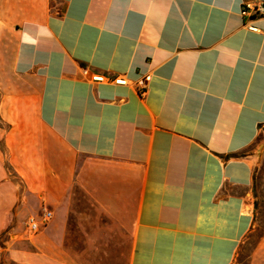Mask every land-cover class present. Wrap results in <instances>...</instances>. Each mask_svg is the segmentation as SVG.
<instances>
[{
  "label": "crops",
  "instance_id": "obj_1",
  "mask_svg": "<svg viewBox=\"0 0 264 264\" xmlns=\"http://www.w3.org/2000/svg\"><path fill=\"white\" fill-rule=\"evenodd\" d=\"M244 1L0 0V264L234 263L264 142Z\"/></svg>",
  "mask_w": 264,
  "mask_h": 264
},
{
  "label": "rangeland",
  "instance_id": "obj_2",
  "mask_svg": "<svg viewBox=\"0 0 264 264\" xmlns=\"http://www.w3.org/2000/svg\"><path fill=\"white\" fill-rule=\"evenodd\" d=\"M262 168L258 180V192L254 210V220L248 234L240 242L238 254L233 264H264V157L262 158ZM24 227L16 232L22 236ZM9 235H5V241H12ZM19 242L34 241H22ZM17 243V242H15Z\"/></svg>",
  "mask_w": 264,
  "mask_h": 264
},
{
  "label": "built area",
  "instance_id": "obj_3",
  "mask_svg": "<svg viewBox=\"0 0 264 264\" xmlns=\"http://www.w3.org/2000/svg\"><path fill=\"white\" fill-rule=\"evenodd\" d=\"M242 15L247 17L250 21L263 18L264 19V0H245L242 3ZM248 30L257 32L258 28L254 25H248ZM93 80L96 82H112L115 85L127 86L131 82L123 75L108 76L95 75ZM53 219V212L47 209L39 217L30 216L24 222V237L27 240L35 239L40 233L41 229L47 226Z\"/></svg>",
  "mask_w": 264,
  "mask_h": 264
},
{
  "label": "water",
  "instance_id": "obj_4",
  "mask_svg": "<svg viewBox=\"0 0 264 264\" xmlns=\"http://www.w3.org/2000/svg\"><path fill=\"white\" fill-rule=\"evenodd\" d=\"M255 156L258 158V160L262 161V158L264 157V142L259 145L255 152Z\"/></svg>",
  "mask_w": 264,
  "mask_h": 264
}]
</instances>
